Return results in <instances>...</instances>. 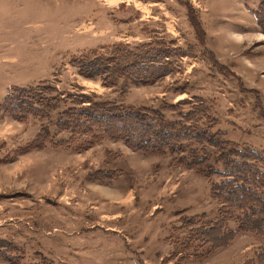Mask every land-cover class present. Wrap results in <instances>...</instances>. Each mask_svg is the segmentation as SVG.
I'll return each instance as SVG.
<instances>
[{"label":"rangeland","instance_id":"374dc122","mask_svg":"<svg viewBox=\"0 0 264 264\" xmlns=\"http://www.w3.org/2000/svg\"><path fill=\"white\" fill-rule=\"evenodd\" d=\"M78 4L0 0V245H14L0 252V264H10L2 258L7 252L24 254L28 264H264V233H240L214 246L193 236L199 224L184 220L219 216L221 204L210 192L219 176L187 167L176 153L136 150L102 131L81 148L91 139L85 130L58 123L68 119L65 109L89 107L84 99L158 108L200 97L215 130L240 147L264 150L259 0ZM159 39L183 54L166 59L172 69L152 83L122 76L119 66L101 74L80 67L84 58L110 56L115 43L135 52ZM17 87L53 100L30 101L42 111L25 106L16 117L2 103ZM164 112L173 118L177 109ZM43 128L71 146L47 141L30 148ZM213 164L222 167L217 153Z\"/></svg>","mask_w":264,"mask_h":264},{"label":"trees","instance_id":"16d2710c","mask_svg":"<svg viewBox=\"0 0 264 264\" xmlns=\"http://www.w3.org/2000/svg\"><path fill=\"white\" fill-rule=\"evenodd\" d=\"M255 14L264 31V0H259ZM196 26L202 34L200 27ZM177 49L167 47L161 39L146 43L135 52L128 50L122 43H115L110 56L84 58L79 64L87 74L106 73L119 66L122 76L148 84L170 72L171 64L165 60L172 55L183 54ZM120 59H125V63L120 65ZM215 63H219L217 59ZM51 100L53 98L43 96L35 88L17 87L6 96L2 106L7 112L19 117L18 114L23 112L21 110L27 109L25 106L34 111H42L40 106L31 105L30 101L44 105ZM81 102H88L89 107L80 110L67 108L61 115L68 114V119L58 120L65 129L77 126L85 130L91 139L80 143L81 148L93 144L95 138L100 139L101 134L105 133L143 152L166 150L176 153L179 161L187 167L196 168L197 172L207 177H220L210 187L211 195L221 204L218 208L219 216L214 220L206 219V214L199 216L200 221L190 217L184 219L188 223L199 224L196 229H192L196 239L209 241L214 246H223L240 233H264V150L240 147L227 138L225 131L215 130L216 121L209 112L210 107L200 97L158 108L119 106L109 101L89 99ZM185 103H189V106L185 107ZM165 108L177 109L173 118L166 116ZM48 134V129L43 128L30 148L42 149L47 141L54 147L71 146L66 140L59 142L48 138ZM214 153H217L221 168L213 164ZM229 219H235V227L228 226ZM5 246L14 245L11 242L1 244V253ZM23 257L22 253L2 254V258L10 264H28L23 261ZM259 257L264 263V251Z\"/></svg>","mask_w":264,"mask_h":264},{"label":"crops","instance_id":"0c3cea01","mask_svg":"<svg viewBox=\"0 0 264 264\" xmlns=\"http://www.w3.org/2000/svg\"><path fill=\"white\" fill-rule=\"evenodd\" d=\"M99 1L101 0H75V3H79L78 6L85 4L98 5Z\"/></svg>","mask_w":264,"mask_h":264}]
</instances>
